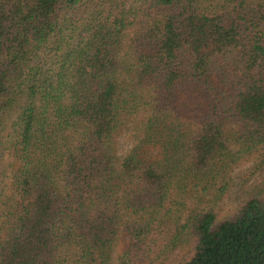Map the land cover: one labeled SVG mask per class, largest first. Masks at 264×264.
<instances>
[{
    "label": "trees",
    "instance_id": "16d2710c",
    "mask_svg": "<svg viewBox=\"0 0 264 264\" xmlns=\"http://www.w3.org/2000/svg\"><path fill=\"white\" fill-rule=\"evenodd\" d=\"M0 264H264V0H0Z\"/></svg>",
    "mask_w": 264,
    "mask_h": 264
},
{
    "label": "rangeland",
    "instance_id": "374dc122",
    "mask_svg": "<svg viewBox=\"0 0 264 264\" xmlns=\"http://www.w3.org/2000/svg\"><path fill=\"white\" fill-rule=\"evenodd\" d=\"M254 160L251 159L249 161L243 162L237 168H235L234 176L237 178L238 186L233 188L226 196H225V203H227L226 207L224 208V212L227 211L231 207V204L234 202L235 198L243 195V191L249 190L255 184L260 181L258 174L253 175L250 168L252 167ZM252 176V177H251ZM247 179L250 178L249 181L243 186L239 184L238 179Z\"/></svg>",
    "mask_w": 264,
    "mask_h": 264
}]
</instances>
